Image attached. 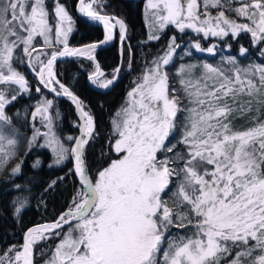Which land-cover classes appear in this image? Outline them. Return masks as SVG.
Wrapping results in <instances>:
<instances>
[{"label":"snow or ice","instance_id":"1","mask_svg":"<svg viewBox=\"0 0 264 264\" xmlns=\"http://www.w3.org/2000/svg\"><path fill=\"white\" fill-rule=\"evenodd\" d=\"M105 7L78 0L83 22L102 25L104 36L73 47L74 21L60 0H0V185L21 193L12 201L19 219L31 190L16 181L42 149L51 152L49 168H67L45 191L68 177L79 185L66 211L0 250V264H36L37 245L50 240L58 242L44 264H264V0H146L148 41L170 27L200 39L181 49L173 35L146 63L111 118L106 166L92 172L86 153L95 119L56 69L58 61L86 58L94 65L88 79L99 88L119 79L128 28ZM117 29L121 63L108 77L96 51L117 39ZM245 33L255 52L241 45L238 56L258 53L259 63L229 55L216 65H175L178 49L181 60L191 49L215 55L218 45L205 48L201 39L215 37L231 49L225 38ZM127 53L131 70L130 45ZM19 65L34 75L39 98L17 127L20 112L9 110L33 90ZM56 97L75 106L79 136L57 135ZM42 163L37 155L31 168Z\"/></svg>","mask_w":264,"mask_h":264},{"label":"trees","instance_id":"2","mask_svg":"<svg viewBox=\"0 0 264 264\" xmlns=\"http://www.w3.org/2000/svg\"><path fill=\"white\" fill-rule=\"evenodd\" d=\"M103 3L106 5L104 11L123 19L128 28V40L125 46V57L119 79L106 91L94 89L90 86L88 79L89 74L94 71V65L85 58L62 60L57 63L56 69L61 82L69 87L84 102L85 110L89 111L95 119L97 135L90 142L86 153L92 172L99 167L106 166L104 161L108 154L111 118L124 103L126 93L134 86L133 82L140 76L146 63L162 53L168 44L169 38L173 35L177 36V43L181 45V49L188 47L193 40L200 39L191 30H187V34H181L175 28L170 27L161 36L160 40L148 41V29L144 17L145 0H103ZM62 4L67 8L74 21V30L69 38L70 46L82 47L85 44L98 42L103 39L104 32L100 26L91 22L85 24L83 22L85 18L76 13L78 0H62ZM225 39L231 43V49L226 47L224 40L215 37L200 40L202 46L205 48L212 44L218 45L215 55L207 52H196L195 49H191L193 55L191 57L185 56L181 60L180 56L183 55V52L181 49H178V55L174 57L175 65L178 67L181 63L204 62L216 65L221 62L222 57L229 55L236 56L244 64L260 62L258 53L248 57L247 60L238 56V50L241 45L249 48L251 52H255V49L250 47V35L245 33L241 34L235 40L231 37ZM127 45H130L133 49V64L131 70H129L127 63ZM119 48L120 43L118 42L117 36V39L113 40L111 45L96 51V60L99 62L100 68L105 74L111 73L121 63ZM170 67L172 68L171 75L175 72V68ZM18 68L25 74L29 83L33 85L32 98L30 99L28 96H24L16 103L15 108L9 110L10 115L16 111L20 112L16 125L20 127L24 123V113L30 110L31 105L36 103L39 95L35 93L34 75L25 65H19ZM45 94L49 99L53 98L52 95L47 94L46 90ZM54 107L60 114V119L57 121L56 127L57 135L61 138L68 135L77 136V127L74 126L77 124V117L73 105L68 99L55 98ZM37 127H40L39 123H37ZM21 131L27 135H31V131L27 128H22ZM37 155L43 161L42 166L39 169H32L31 163ZM113 158H115L114 155ZM51 160V153L43 149L34 152L28 157L23 168L22 178L18 179L16 183L24 184L31 190L30 192L23 193L29 197L30 202L24 214L19 219L14 217L12 213V201L17 195H21V193H17L10 186L0 185V250L11 244H22L24 232L28 228L49 223L67 210L72 196L79 185L74 183L75 177H68L63 182H58L54 189L45 191L52 180L63 176L64 172L67 171V168H63L62 170L56 167L49 168L48 165L51 163ZM68 167H71V165L69 164ZM29 181L31 183H28ZM57 242V240L42 241L37 245L35 253L36 264H44V261L51 255V249L55 247ZM41 252L46 253V255L41 256Z\"/></svg>","mask_w":264,"mask_h":264},{"label":"rangeland","instance_id":"3","mask_svg":"<svg viewBox=\"0 0 264 264\" xmlns=\"http://www.w3.org/2000/svg\"><path fill=\"white\" fill-rule=\"evenodd\" d=\"M60 2L62 3V0H60ZM145 2H146V0H145ZM49 3H51V0H49ZM146 4V3H145ZM77 12H78V10H77ZM79 13V12H78ZM91 23H94V24H97L96 22H91ZM146 26H147V24H146ZM147 29H148V27H147ZM117 36H118V29H117ZM118 42H119V38H118ZM111 43L112 42H109L108 44H107V46H109V45H111ZM120 43V42H119ZM69 59H71V58H69ZM86 59V58H85ZM26 67V66H25ZM29 70V69H28ZM30 71V70H29ZM111 74H112V72L111 73H109V74H105L106 76H108V77H110L111 76ZM89 84H90V86L91 87H93L94 89H97V90H100V91H106V90H108V89H102V88H99L98 87V85H95V84H93L90 80H89ZM70 102V101H69ZM49 152H50V150H48ZM51 153V152H50Z\"/></svg>","mask_w":264,"mask_h":264},{"label":"water","instance_id":"4","mask_svg":"<svg viewBox=\"0 0 264 264\" xmlns=\"http://www.w3.org/2000/svg\"><path fill=\"white\" fill-rule=\"evenodd\" d=\"M77 8H78V4H77V6H76V11H77ZM77 14L79 15V16H81L78 12H77ZM98 26H100L102 29H103V26L102 25H100V24H97ZM103 32H104V30H103ZM107 47V44H105V45H102L101 47H99L98 49H103V48H106ZM97 49V50H98ZM69 59V58H68ZM62 61V60H61ZM58 62H60V61H58ZM57 62V63H58ZM56 98H65V99H68V98H66V97H56ZM70 101V100H69ZM70 103H71V101H70ZM72 104V103H71ZM73 105V104H72ZM73 107H74V109H75V106L73 105ZM75 112H76V117H77V124L78 123H80V121H79V114H78V112L76 111V109H75ZM80 135V132H79V129L77 128V136H79ZM41 225V224H40ZM37 226V225H36Z\"/></svg>","mask_w":264,"mask_h":264}]
</instances>
